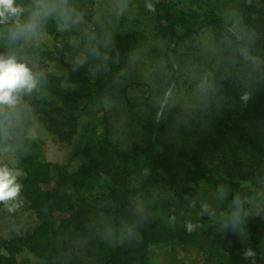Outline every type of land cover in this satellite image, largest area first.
Masks as SVG:
<instances>
[{"label":"trees","instance_id":"obj_1","mask_svg":"<svg viewBox=\"0 0 264 264\" xmlns=\"http://www.w3.org/2000/svg\"><path fill=\"white\" fill-rule=\"evenodd\" d=\"M147 1L154 25L182 45L206 33H225L217 38L209 72L191 80L199 85L206 79L204 90L188 94L165 121L161 154L150 134L145 145H112L96 0H45L56 10L41 19L34 34L16 40L8 31L15 20L0 24V56H16L38 81L14 113L0 116V145L12 149L24 176L18 199L28 202L38 221L26 235L0 233V264H18L17 255L25 250L40 264H63L83 228L85 209L128 216L122 217L127 239L101 264H171L155 256L200 234L211 241L215 264H264V0ZM16 4L24 9L19 17L24 24L35 0ZM241 22L253 29L262 23L260 37L235 36L232 30ZM200 55L194 50L192 59L197 62ZM154 96L150 84L133 82L126 87L125 103L130 110H144ZM34 126L71 147L66 163L47 160L44 142L28 137ZM76 160L81 164L72 170ZM165 172L174 179L175 202L163 196L147 206L145 197L137 223L130 220L122 206L133 194L154 191L166 181ZM237 197L243 219L234 229L230 214ZM193 205L212 211L198 218ZM6 206L0 203V211ZM248 249L254 256L245 258Z\"/></svg>","mask_w":264,"mask_h":264},{"label":"rangeland","instance_id":"obj_2","mask_svg":"<svg viewBox=\"0 0 264 264\" xmlns=\"http://www.w3.org/2000/svg\"><path fill=\"white\" fill-rule=\"evenodd\" d=\"M147 5V0H96L97 21L103 31L106 55V109L112 145L116 149H127L137 144L145 145L150 134L154 149L161 154L164 149L159 141L165 136V121L183 107L188 94L197 96L204 90L208 83L206 79L200 80L199 82L203 83L199 85L191 83V80L197 78V74L206 75V71L209 72L210 56L217 46V38L225 33L222 30L213 35L206 33L194 38L187 45H182L183 43L178 42L175 37H165V33L154 25L153 9L149 10ZM249 16L251 19L258 17L257 14ZM239 20L245 21V17ZM254 25L256 29L241 22L232 32L235 36L248 32L250 38L260 37L262 23ZM224 38L219 45L226 40ZM41 40L51 45L48 36H42ZM194 50L201 52L197 62L192 59ZM133 82L148 83L154 88L155 96L150 107L139 111L127 107L126 87ZM28 137L44 142L49 162L68 161L71 147L55 143L52 137L38 126L28 130ZM80 164V161H73L70 168L76 170ZM0 165L18 169L12 149L1 145ZM163 176L167 177L166 181L159 184L154 191L149 194L139 192L128 198L126 202H131L125 203L122 208L128 209L130 220L137 223L136 215L139 216V210L146 207L145 197L148 199L147 206L163 196L175 202V183L172 182L174 179L166 172ZM23 179L21 172L18 183ZM75 200L78 201V198L75 197ZM193 207L198 218L206 217L207 213L212 211L207 206ZM261 214L264 219V211ZM84 216L83 228L78 232L72 251L63 264H101L127 239L125 230L129 227L122 219L128 218L127 215L121 212L107 214L104 211L85 209ZM37 223L34 212L24 199H18L0 211V233L6 238L26 235L34 230ZM213 251L211 241L200 234L190 244H169L155 258H161L171 264H215ZM17 259L18 264L41 263L40 259L28 250L18 254ZM150 260L153 262L154 258L150 256Z\"/></svg>","mask_w":264,"mask_h":264},{"label":"clouds","instance_id":"obj_3","mask_svg":"<svg viewBox=\"0 0 264 264\" xmlns=\"http://www.w3.org/2000/svg\"><path fill=\"white\" fill-rule=\"evenodd\" d=\"M149 10L152 5L148 4ZM54 6H49L45 0H35V9L31 12L26 23L21 24L19 17L24 9L17 6L16 0H0V24L9 20H15L13 28L8 31L12 40L19 39L26 34H34L42 18H47L55 11ZM37 76L28 64L18 62L16 56H0V116H7L15 112L20 103L21 96L31 93L37 87ZM247 100L248 97H243ZM21 172L18 169L9 168L7 165L0 167V203L8 205L15 202L21 193L22 185L18 183ZM234 211L230 214V224L236 229L242 222V205L237 197L233 201ZM227 226V224L225 225ZM192 225L188 228L191 231ZM245 258L254 256V252L248 249L244 253Z\"/></svg>","mask_w":264,"mask_h":264}]
</instances>
